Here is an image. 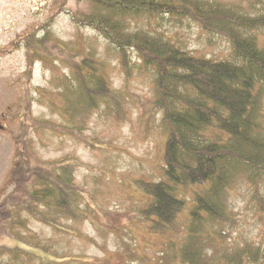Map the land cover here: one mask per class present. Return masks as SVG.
Listing matches in <instances>:
<instances>
[{
  "label": "trees",
  "instance_id": "obj_1",
  "mask_svg": "<svg viewBox=\"0 0 264 264\" xmlns=\"http://www.w3.org/2000/svg\"><path fill=\"white\" fill-rule=\"evenodd\" d=\"M76 1L87 3L88 10L73 13V23L106 39L124 67L127 54L134 53L142 72L152 76V106L162 113L166 138L164 178L135 179L147 196L138 211L149 232L172 231L186 211L188 223L173 256L178 264H264V238L257 243L234 238L237 216L229 196L244 184L248 203L264 213V13L247 14L214 0ZM163 18L192 20L208 33L223 35L231 58H205L173 43L161 30L138 26L143 20L158 25ZM43 28L41 36L33 32L19 38L28 70L35 60L51 57L46 41L56 38ZM64 59L69 75L66 83L61 81V104L49 101L61 117H69V124L32 122L35 128L82 141L85 119L102 104L118 107L120 99L109 87L105 61L92 48L68 52ZM77 161L65 156L31 166L24 160L16 175L30 182L18 198L21 203L16 202L18 212L24 209L54 225L47 211L68 212L80 195L74 183ZM185 188L192 189L189 206Z\"/></svg>",
  "mask_w": 264,
  "mask_h": 264
},
{
  "label": "rangeland",
  "instance_id": "obj_2",
  "mask_svg": "<svg viewBox=\"0 0 264 264\" xmlns=\"http://www.w3.org/2000/svg\"><path fill=\"white\" fill-rule=\"evenodd\" d=\"M214 1L247 14L264 13V0ZM87 10V3L76 0H0V264H178L173 256L188 223L186 211L175 229L162 235L150 233L138 211L147 196L135 179L164 178L166 131L162 113L152 106V76L142 72L134 53L127 54L124 67L106 39L72 22L73 13ZM158 23L149 26L143 20L138 26L161 30L173 43L205 58H231L226 37L208 33L192 20L163 18ZM45 26L56 38L46 41L51 57L35 60L28 70L19 38L33 32L41 36ZM87 46L105 61L109 87L120 105L108 109L102 104L91 113L83 142L51 128H35L32 119L69 124L49 99L61 104V81L66 83L69 75L64 58L68 52L84 53ZM65 156L78 160L74 183L80 195L71 210L47 211L54 225L24 209L18 212L16 202L21 203L18 198L30 182L16 175L24 160L35 166ZM191 190L182 191L186 206L192 202ZM248 192L241 184L229 195L237 216L233 236L257 243L264 238V213L248 203Z\"/></svg>",
  "mask_w": 264,
  "mask_h": 264
}]
</instances>
